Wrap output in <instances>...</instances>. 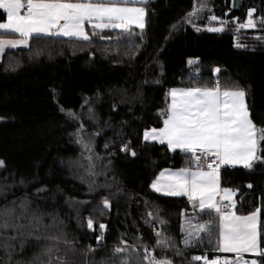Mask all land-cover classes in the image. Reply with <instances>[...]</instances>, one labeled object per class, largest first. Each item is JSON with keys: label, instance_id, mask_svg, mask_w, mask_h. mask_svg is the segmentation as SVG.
<instances>
[{"label": "trees", "instance_id": "obj_1", "mask_svg": "<svg viewBox=\"0 0 264 264\" xmlns=\"http://www.w3.org/2000/svg\"><path fill=\"white\" fill-rule=\"evenodd\" d=\"M199 3L148 0L142 35L133 29L131 37L116 30L91 32L90 41L34 37L26 48L6 52L0 63V159L5 161L0 188L9 187L0 193V205L28 194L34 207L51 214L44 216L49 227L40 230L39 241L28 237L22 252L17 242L13 264L40 255L46 247H52V264L66 252L70 264H98L121 240L137 246L132 264H147L143 246H154V227L173 241V247L156 248L158 258L167 257L173 264H203L192 260L196 255L235 261L219 254L215 235L211 242L205 237L195 247H184V214L196 213L186 198L159 195L151 184L164 169L190 166V155L143 139L146 129L163 127L159 113L170 103L171 88L212 86L216 78L222 87L231 82L243 87L254 122L264 126V0H241L238 6L233 0H207L210 11L199 12L193 26L185 18ZM249 8L256 9L257 27L240 29ZM211 15L227 21L224 31L208 30L219 27ZM86 100L95 120L89 118ZM68 110L79 120L70 119ZM78 130L91 152L78 142ZM128 142L135 157L121 151ZM90 163L95 175H89ZM221 183L239 189L238 215L260 208L259 241L264 249V164L258 162L250 170L224 169ZM105 196L112 204L106 211ZM89 217L94 230L87 228ZM100 223L107 228L97 244ZM50 236L60 239L54 243ZM89 246L95 252H88ZM256 260L264 264V258ZM5 261L0 249V264Z\"/></svg>", "mask_w": 264, "mask_h": 264}, {"label": "snow or ice", "instance_id": "obj_2", "mask_svg": "<svg viewBox=\"0 0 264 264\" xmlns=\"http://www.w3.org/2000/svg\"><path fill=\"white\" fill-rule=\"evenodd\" d=\"M147 3L148 0H0V9L6 14V19L0 21V33L18 37L5 39L0 35V54L7 48L27 47L34 36L40 35L90 41L92 37L86 26H91L97 34L113 29L129 37L133 35L135 26L141 30L142 35L146 27L147 8L136 5ZM205 10L210 11L207 0H200L199 5L185 18V22L195 26L193 18ZM255 12V8H249L246 22L239 23L238 27L256 28L257 22L253 19ZM208 18L219 21V27H210L209 31H224L227 21L216 15ZM261 23L264 25V18ZM188 63L192 64L193 61L189 60ZM214 71L219 73L220 69L216 68ZM190 79H195V76ZM167 96L170 103L159 113L164 117L163 127L146 129L143 139L166 144L172 151L179 149L190 155L191 162L190 166L178 170H162L153 180L151 188L167 196L187 197L190 202L196 215L186 212L184 214L181 231L186 249L195 247L205 237L211 242L215 235L218 251L236 254L235 261L219 256L209 259L206 255L193 256L192 260L203 261V264H259L256 259H244L242 254L252 253L264 258V249L260 247L259 241L260 208L248 215H238L234 197L239 189L221 187L220 175L221 168L226 165H243L252 169L258 162L264 164V149L261 147L264 144V126H258L254 122L246 102V90L235 82L222 87L220 80L216 79L212 86L193 83L187 87H173ZM85 104L89 105V118L95 120L91 102L86 100ZM61 111L65 110L61 108ZM67 115L70 119L79 120L73 110H68ZM79 133L80 130L76 133L78 142L91 152V148ZM121 151L128 152L133 157L137 155L131 148V142L121 145ZM87 159L91 161L92 157ZM4 166L5 161L0 159V168ZM94 167L89 164V175H95ZM19 183L23 185L25 181L21 179ZM8 187L4 185L0 188V193ZM247 187L252 188V185L248 184ZM40 191L43 189L37 190ZM34 203L25 194L22 198L0 205V249L7 256L4 264H13V256L17 254V242L19 251L22 252L28 237L34 236L39 241L40 230L49 227L43 220L45 215L51 214L44 213L38 205L34 207ZM102 205L105 211L111 209L112 204L107 196L103 197ZM201 215L209 218L201 220ZM148 216H153V213L149 212ZM86 224L88 229L94 230V220L91 217ZM106 228V224H99L97 244L103 240ZM156 237L151 249L147 245L143 246L142 260L147 264H173L171 259L158 258L155 254L156 248L173 247V241L161 231L156 232ZM48 239L55 243L60 238L50 236ZM64 243L71 244L67 240ZM52 251V247H46L40 255H34L27 261H15V264H52ZM137 251L136 245H129L126 240H121L98 264H132V254ZM88 252H95V249L89 246ZM177 254H181L179 249ZM44 257L48 259L45 260ZM67 257V252L63 260L59 256L55 257L56 264H70ZM90 264L96 262L92 261Z\"/></svg>", "mask_w": 264, "mask_h": 264}, {"label": "crops", "instance_id": "obj_3", "mask_svg": "<svg viewBox=\"0 0 264 264\" xmlns=\"http://www.w3.org/2000/svg\"><path fill=\"white\" fill-rule=\"evenodd\" d=\"M239 1H241V0H239ZM240 3V2H239ZM136 6H143V7H145V5H136ZM146 18H147V16H146ZM6 19V14L3 12V10L2 9H0V21H3V20H5ZM87 27V30L89 31V35H90V33L92 32V33H96V32H94L92 29H91V26H86ZM133 29H139V28H136L135 26H133ZM109 30H113V29H106V30H104V31H109ZM103 31V32H104ZM116 31H119V30H116ZM0 35H2L3 36V38H5V39H16V38H18L17 36H15V35H13V34H4V33H0ZM91 36V35H90ZM34 37H44V38H50V37H54V38H58V39H69V40H79V41H84V40H80V39H77V38H68V37H63V36H46V35H40V36H34ZM33 37V38H34ZM22 48H26V47H24V46H19V47H16V48H7L6 50H5V52L3 53V54H0V63H2V61H3V58H4V55L6 54V52L8 51V50H12V49H22ZM216 79H219V78H216ZM146 142H149V143H158V144H160L159 142H156V141H146ZM177 150H179V149H177ZM179 151H181V150H179ZM183 152V151H182ZM232 168H244V169H247V168H245V167H243V165H235V166H223L222 167V170H224V169H232ZM171 170H178V169H171ZM247 170H250V169H247ZM220 175H221V172H220ZM221 187H222V183H221ZM152 189V188H151ZM153 190V189H152ZM154 191V190H153ZM155 192V191H154ZM155 193H157V192H155ZM157 194H159V195H162V196H166V197H171V198H186L187 199V197H184V196H167V195H164V194H162V193H157ZM219 199V198H218ZM234 199H236V197H234ZM188 200V199H187ZM260 214H259V229H260ZM219 254H221V255H223V256H231V257H233L234 259H236V254H234V253H226V252H220L219 251ZM243 255V257H244V259H247V258H251L250 260H252V259H257V258H259L260 256H257V255H255V254H252V253H244V254H242ZM247 260H249V259H247Z\"/></svg>", "mask_w": 264, "mask_h": 264}, {"label": "rangeland", "instance_id": "obj_4", "mask_svg": "<svg viewBox=\"0 0 264 264\" xmlns=\"http://www.w3.org/2000/svg\"><path fill=\"white\" fill-rule=\"evenodd\" d=\"M239 2H240L239 0H233V3H234L235 6H238L239 5ZM249 261H251V260H249Z\"/></svg>", "mask_w": 264, "mask_h": 264}, {"label": "built area", "instance_id": "obj_5", "mask_svg": "<svg viewBox=\"0 0 264 264\" xmlns=\"http://www.w3.org/2000/svg\"><path fill=\"white\" fill-rule=\"evenodd\" d=\"M221 171H222V168H221ZM153 232L156 233L157 232V229L156 227L153 228Z\"/></svg>", "mask_w": 264, "mask_h": 264}]
</instances>
